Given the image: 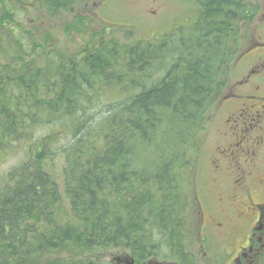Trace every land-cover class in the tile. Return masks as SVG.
<instances>
[{
	"label": "trees",
	"instance_id": "16d2710c",
	"mask_svg": "<svg viewBox=\"0 0 264 264\" xmlns=\"http://www.w3.org/2000/svg\"><path fill=\"white\" fill-rule=\"evenodd\" d=\"M186 1L190 25L157 40L105 27L64 50L52 29L9 30L25 37L6 45L12 64L0 62V154L25 137L29 155L0 189V264H106L91 256L99 247L126 248L139 264L191 256L183 187L193 145L259 4ZM31 38L43 42L21 51ZM39 128L47 135L34 139Z\"/></svg>",
	"mask_w": 264,
	"mask_h": 264
},
{
	"label": "rangeland",
	"instance_id": "374dc122",
	"mask_svg": "<svg viewBox=\"0 0 264 264\" xmlns=\"http://www.w3.org/2000/svg\"><path fill=\"white\" fill-rule=\"evenodd\" d=\"M101 1L105 2V4H100ZM9 3L12 5L13 9L7 10L5 6H9ZM258 4L259 13L255 14L257 15L256 18L245 29V33L248 34V42L253 41L251 43L253 48L250 50L253 49V53L256 55L264 54V31L256 36L257 29L264 25V0H258ZM1 6L0 43H2L3 47V49H0L1 63H11V61L8 60L9 55H7L8 51L6 45H18L20 44L18 40L19 35L23 38L25 37V33L16 35L12 31H9L13 26L21 29L22 32H29L30 35H34L35 32L40 34L41 31L52 29V31L49 32L52 41L58 44L62 43L61 49L73 50L78 44H83L85 39H94L93 31L102 33L103 29L99 26V22L101 26H108L111 30L117 29V33L119 34L118 37L122 39L126 38V31L132 30L133 33L130 34L131 37L157 40L156 37L153 36L154 34L161 37L175 28L179 22L190 25L193 20L191 17L194 13L193 7H195L192 4L190 6L189 1L186 0H53L50 1L49 5L47 0H0V7ZM8 12L11 13L10 22L6 20V23L3 24L2 21L6 19L5 15H9ZM87 19L88 26L82 32H71L68 30V25L75 24V21H85ZM240 33L241 32H239V37L237 38H240ZM104 37L110 38V36L106 34ZM242 38L245 39L247 36H242ZM41 39L42 38H31L28 41H24L25 39H23V41L21 40L22 46H20L19 49H21V51H30L34 40L41 41ZM129 40L131 39L129 38ZM255 40H257V42H255ZM46 45L48 46V44ZM244 45L246 44H243V46ZM253 58H257L254 60L256 65H260L264 62V57L261 58L256 56ZM245 70L244 68L242 69L241 64L236 66L234 61V63L227 68V74L222 76L224 86L219 92L220 96H217V94L216 98L219 99V97H223L221 95L228 85L234 87L235 90L233 92L236 94L250 92L243 88L240 90L238 83L235 82V80H238L239 77L245 73ZM219 107L223 112H219ZM232 109L233 106L222 103V99L214 102L210 108L211 114L208 116V119L211 115H213V118L206 122V128L203 131V140L199 142L200 145L199 143L197 144V140L193 145L192 152L196 157L195 161L197 160L196 164H198V166H194L195 176L193 180H191L190 177L187 178L183 188L187 200V204H185L184 208L185 217L192 236H195L192 237V243H190L192 246L189 248L191 256H187L188 259H186L184 264H238L234 257L240 245L246 242L247 236H243L241 230L248 224V220L246 219L245 221V219L239 218L235 216V214L230 215L229 210L235 208L231 205L232 201L230 199L221 200L219 195L215 193L218 190L220 179L224 178L223 180L221 179V183H223V181L226 182L223 183V185H227V188L234 194L236 188L238 189L239 186L235 184L233 187L231 184L232 179L236 174H240V176L243 175L241 169L236 168V164L238 163L234 162V159H225L229 164L226 166V170H220V173H217V168L215 167L216 162L214 163L212 161L216 153H218L219 156H223L218 152V145L216 144L225 138V136H223L225 135V129L224 126H222L225 119H223V116L226 117ZM44 135H47V130L39 128L34 139ZM25 144L26 139L23 137L19 140L8 139L2 146L4 148L2 152L5 153L4 156L0 154V157L3 156L0 158V185L8 183L9 180H6L9 174L15 171L16 168H19L22 162L27 159L29 151ZM247 147L249 148V145H246V148ZM58 160H62V158L59 157ZM240 160H242V162L239 163L240 165H248V158L241 157ZM229 171H233V173H229ZM15 177H17V175ZM252 192L255 194V200L263 202L261 201L262 199L264 200V197L261 195V188L254 189ZM241 193L244 192L241 191ZM217 195L218 198H216ZM198 198H200V202L203 201L204 207L208 209V211H211V215L216 222L221 216L225 218L226 223L224 222V227L216 224L214 219L210 222L208 216H204V212L200 213L197 207L199 205ZM242 199L247 203L249 202L245 193ZM203 222L204 225L202 226ZM231 229L238 232H235V235L230 234L229 232ZM200 232H203V236L209 240H205L206 247H209V251L205 248V252L204 249L200 247V242L202 241L199 239ZM260 241L264 244V237H262ZM191 250H193V253ZM90 253L95 260L106 264H131L130 259L133 257L128 249H118V247H99L93 249ZM157 262L158 260H156V263ZM146 263L155 264V262ZM133 264L139 263L134 261ZM240 264H264V250L250 253L248 258L243 260Z\"/></svg>",
	"mask_w": 264,
	"mask_h": 264
},
{
	"label": "flooded vegetation",
	"instance_id": "af4514ba",
	"mask_svg": "<svg viewBox=\"0 0 264 264\" xmlns=\"http://www.w3.org/2000/svg\"><path fill=\"white\" fill-rule=\"evenodd\" d=\"M256 56L263 58L264 54H244L238 60V64L246 70L235 82L238 83L240 90L243 88L250 92L236 94L233 92L235 90L233 86H227L222 103L233 106V109L226 117L223 116L225 119L222 126L225 129V135H223L225 138L216 144L218 152L223 156L216 153L212 158V161L216 162L217 173L221 172L219 170L221 165L226 167L229 164L225 161L229 158L238 163L236 168L241 169L243 173L242 176L236 174L232 179V186L234 187L235 184L239 186L234 194L227 185H223L226 182L221 183L222 178L215 192L221 200L232 201L231 205L235 208L229 210L230 215L235 214L245 221L248 220V224L241 230L243 236H247L246 242L240 245L234 257L238 264L247 259L250 253L264 250V244L260 241L264 237V200H261L263 202L255 200V194L252 192L254 189L261 188V195L264 197V62L256 65L254 60L257 58H253ZM219 112L223 110L220 108ZM246 145H249V148H246ZM241 157L248 158V165L239 164L242 162ZM241 191L247 196L248 203L242 199L244 193ZM201 205L204 216H208L211 222L214 219L211 211L204 207L203 201ZM214 222L224 227L226 220L221 216L217 222L214 219ZM235 232L238 231L231 229L229 233L235 235Z\"/></svg>",
	"mask_w": 264,
	"mask_h": 264
},
{
	"label": "bare ground",
	"instance_id": "6f19581e",
	"mask_svg": "<svg viewBox=\"0 0 264 264\" xmlns=\"http://www.w3.org/2000/svg\"><path fill=\"white\" fill-rule=\"evenodd\" d=\"M5 179V178H4ZM3 179V180H4ZM40 183V182H39ZM55 187V186H54ZM29 188V187H28ZM42 188V187H41ZM56 188V187H55ZM31 189H32V187H31ZM43 189V188H42ZM71 189V188H70ZM45 192V191H44ZM72 192V191H71ZM24 193V192H23ZM61 193V192H60ZM76 193V192H75ZM22 194V193H21ZM46 194V193H45ZM1 197V196H0ZM54 200V199H53ZM94 205V204H93ZM98 208V207H97ZM11 210V209H10ZM20 211V210H19ZM93 212V211H92ZM19 213V212H18ZM4 215V214H3ZM8 216V215H7ZM104 217V216H103ZM107 221V220H106ZM63 224V223H62ZM87 228V227H86ZM49 230V229H48ZM59 230V229H58ZM61 230V229H60ZM88 232V231H87ZM68 235V234H67ZM82 235V234H81ZM22 236H24V235H22ZM73 236V235H72ZM87 236V235H86ZM85 236V237H86ZM14 237V236H13ZM78 237V236H77ZM76 237V238H77ZM19 240V239H18ZM69 240H71V239H69ZM73 240V239H72ZM12 241V240H11ZM20 242V241H19ZM82 242V241H81ZM5 243V242H4ZM42 255V254H41ZM30 257V256H29ZM79 258V257H78ZM61 259V258H60ZM33 262V261H32ZM25 263V262H24ZM81 264V263H80ZM84 264V263H83Z\"/></svg>",
	"mask_w": 264,
	"mask_h": 264
}]
</instances>
